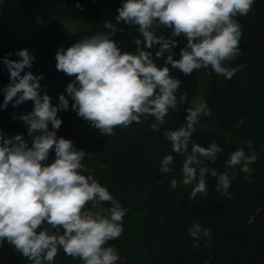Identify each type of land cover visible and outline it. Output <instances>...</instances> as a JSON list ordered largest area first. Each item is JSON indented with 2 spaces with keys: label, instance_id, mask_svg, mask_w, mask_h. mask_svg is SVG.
<instances>
[{
  "label": "clouds",
  "instance_id": "1",
  "mask_svg": "<svg viewBox=\"0 0 264 264\" xmlns=\"http://www.w3.org/2000/svg\"><path fill=\"white\" fill-rule=\"evenodd\" d=\"M254 2L122 0L115 21L136 27L139 36L134 40V53L122 51L112 39L118 29L108 20L104 22L108 31L56 51V70L74 77L66 86L67 97L73 101L71 109L102 136L115 135L116 128L138 124L142 117H153L150 129L160 131L170 111L189 103L187 94L177 96L181 80L171 75L169 65L185 76L209 69V74L231 79L238 69L225 66V62L239 56L242 36L235 18L247 16ZM76 7L82 11L79 3ZM157 29L171 30L170 35H157ZM181 37L186 43L180 58L174 59L173 49L178 46L174 38ZM15 54L20 59L5 56L2 60L10 82L2 90L0 108L29 100L34 106L18 117L30 139L0 130V246L6 240L30 264H53L60 249L82 264H117L118 251L107 245L123 234L127 209L85 167L88 154L78 150L72 140L57 135L62 124L58 112L69 109V99L61 93L58 104L53 105L46 91L41 95L44 74L25 72L35 57L26 48ZM156 59L163 60V66H158ZM185 110L182 126L163 132L172 152L183 156L179 183L191 188L189 198L195 200L207 195L206 177L210 174L217 181L216 191L225 194L237 172L230 175L207 167V163L215 164L222 148L215 142L204 147L192 140L197 128L203 127L201 117H210L212 110L200 99L192 100ZM11 115L17 118L16 113ZM51 152L55 154L52 160ZM257 159L258 154H246L239 148L225 163L229 169L238 167L251 183L250 165ZM173 163L174 156L165 155L159 172L172 173ZM85 172L89 175L82 174ZM177 186L178 180L171 179L170 187ZM188 234L198 247L201 236L210 238L211 230L193 222Z\"/></svg>",
  "mask_w": 264,
  "mask_h": 264
},
{
  "label": "trees",
  "instance_id": "2",
  "mask_svg": "<svg viewBox=\"0 0 264 264\" xmlns=\"http://www.w3.org/2000/svg\"><path fill=\"white\" fill-rule=\"evenodd\" d=\"M121 4L122 0H0V104L2 90L10 82L2 60L5 56L20 59L15 54L18 50L26 48L35 57L31 69L25 72L44 74L41 95L46 91L53 105L58 104L59 94L67 97L66 86L74 79L56 70L59 47L66 50L86 36L108 31L104 27L108 20L118 29L112 39L122 51L134 53V40L139 36L136 27L115 21ZM235 19L242 31L240 54L234 61L225 62V66L238 69L235 75L226 79L201 69L185 76L169 65L171 75L181 80L177 96L187 94L189 103L170 111L160 131L150 129L153 117H142L138 124L116 128L115 135L102 136L71 109L70 97L69 109L58 112L62 124L57 135L72 140L78 150L88 154L83 161L85 167L127 209L123 234L107 245L118 251L117 264H264V0H255L247 16ZM170 31L157 29L156 34L169 36ZM174 39L178 40L174 59H179L186 40ZM149 51L154 53L156 49ZM155 63L163 66L164 61L156 59ZM194 99L204 100L212 115L201 117L203 127L197 128L192 140L204 147L215 142L222 148L215 164L206 166L237 175L227 193L221 194L216 191V179L209 174L207 195L191 200V188L179 183L183 156L172 152L163 132L182 126L185 109ZM33 106L29 100L16 107L9 103L7 109L0 108V130L30 139L18 117ZM12 113H16V119ZM241 120L243 123L236 127ZM239 148L246 154H258L250 165L251 183L238 167L226 166L228 155ZM168 154L174 156L173 171L162 174L160 161ZM54 155L50 153V160ZM171 179L178 180L176 189L170 187ZM193 222L211 230L210 238L201 236L198 247L193 246L195 241L188 234ZM0 264L30 262L5 240L0 246ZM53 264L82 262L60 249Z\"/></svg>",
  "mask_w": 264,
  "mask_h": 264
},
{
  "label": "rangeland",
  "instance_id": "3",
  "mask_svg": "<svg viewBox=\"0 0 264 264\" xmlns=\"http://www.w3.org/2000/svg\"><path fill=\"white\" fill-rule=\"evenodd\" d=\"M76 27H78V26H76Z\"/></svg>",
  "mask_w": 264,
  "mask_h": 264
}]
</instances>
